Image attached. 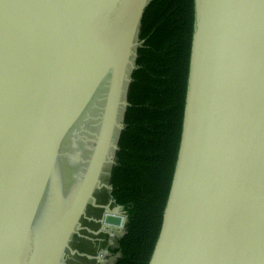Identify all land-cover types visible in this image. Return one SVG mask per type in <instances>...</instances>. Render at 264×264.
<instances>
[{
  "label": "water",
  "instance_id": "95a60500",
  "mask_svg": "<svg viewBox=\"0 0 264 264\" xmlns=\"http://www.w3.org/2000/svg\"><path fill=\"white\" fill-rule=\"evenodd\" d=\"M150 1L0 0V264L59 263L113 164ZM103 86L80 183L45 242H31L65 137ZM149 264H264V0H194L178 156Z\"/></svg>",
  "mask_w": 264,
  "mask_h": 264
},
{
  "label": "trees",
  "instance_id": "16d2710c",
  "mask_svg": "<svg viewBox=\"0 0 264 264\" xmlns=\"http://www.w3.org/2000/svg\"><path fill=\"white\" fill-rule=\"evenodd\" d=\"M194 24V0L145 8L111 166L110 194L126 216L114 264H149L178 156Z\"/></svg>",
  "mask_w": 264,
  "mask_h": 264
},
{
  "label": "rangeland",
  "instance_id": "374dc122",
  "mask_svg": "<svg viewBox=\"0 0 264 264\" xmlns=\"http://www.w3.org/2000/svg\"><path fill=\"white\" fill-rule=\"evenodd\" d=\"M131 62L134 63V56L131 58ZM131 70V67L128 66V75H130ZM106 93L107 86L98 90L84 113L65 137L50 183L33 223L31 242L37 243L44 236L46 230L47 232L52 230H48V228L54 224L57 218H60L72 199L71 193L80 183L86 170L85 163L90 158L89 152H92L98 135ZM119 120L121 121V118ZM110 166L112 163L105 165L101 181L94 191L93 198L89 201L80 224L75 234L72 235L69 246L64 248L58 264H114L120 256L119 253L114 255L111 250L114 245L116 246L117 239L123 234V229H118L120 224H108L104 221V215L111 214L119 217L121 221L123 220L121 215L124 216L126 222L122 207L117 208L110 195L108 187ZM50 222L53 224L48 225ZM103 226L114 227L117 230L111 231ZM45 240L42 241L45 242ZM95 249H99V251L93 254Z\"/></svg>",
  "mask_w": 264,
  "mask_h": 264
},
{
  "label": "flooded vegetation",
  "instance_id": "af4514ba",
  "mask_svg": "<svg viewBox=\"0 0 264 264\" xmlns=\"http://www.w3.org/2000/svg\"><path fill=\"white\" fill-rule=\"evenodd\" d=\"M91 155V151L89 152V156ZM86 166H87V162L85 163V169H86ZM73 193V192H72ZM53 223V222H52ZM48 225H51V222H50V224H48ZM118 227V226H117ZM119 227H121V224L119 225ZM118 227V229L120 230V228ZM117 241H118V239H117ZM117 241H116V244H117ZM114 247H115V245H114ZM31 261H32V259H31Z\"/></svg>",
  "mask_w": 264,
  "mask_h": 264
},
{
  "label": "crops",
  "instance_id": "0c3cea01",
  "mask_svg": "<svg viewBox=\"0 0 264 264\" xmlns=\"http://www.w3.org/2000/svg\"><path fill=\"white\" fill-rule=\"evenodd\" d=\"M75 234V233H74ZM71 238H72V236H71ZM70 241H71V239H70ZM70 241H69V243H70ZM68 246H69V244H68ZM67 246V247H68ZM101 248V247H100ZM108 249L106 248V251H107ZM99 251V249H95V251L93 252V254H96L97 252Z\"/></svg>",
  "mask_w": 264,
  "mask_h": 264
},
{
  "label": "built area",
  "instance_id": "2783aa9c",
  "mask_svg": "<svg viewBox=\"0 0 264 264\" xmlns=\"http://www.w3.org/2000/svg\"><path fill=\"white\" fill-rule=\"evenodd\" d=\"M121 215V214H120ZM121 217L124 219L125 217L121 215Z\"/></svg>",
  "mask_w": 264,
  "mask_h": 264
},
{
  "label": "bare ground",
  "instance_id": "6f19581e",
  "mask_svg": "<svg viewBox=\"0 0 264 264\" xmlns=\"http://www.w3.org/2000/svg\"><path fill=\"white\" fill-rule=\"evenodd\" d=\"M114 143V142H113ZM112 153V152H111ZM111 153H110V155H111ZM104 221H105V219H104Z\"/></svg>",
  "mask_w": 264,
  "mask_h": 264
}]
</instances>
